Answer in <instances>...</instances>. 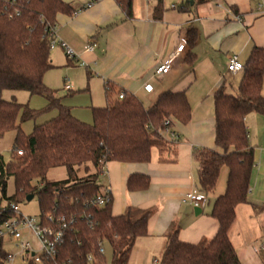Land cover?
<instances>
[{"label":"trees","instance_id":"16d2710c","mask_svg":"<svg viewBox=\"0 0 264 264\" xmlns=\"http://www.w3.org/2000/svg\"><path fill=\"white\" fill-rule=\"evenodd\" d=\"M115 1L125 19H133V0ZM212 1L195 0L197 6ZM75 13L73 6L63 0H12L10 4L0 0V92H27L49 101L46 109L36 111L29 104L0 98V141L16 133L10 162L5 164L0 156V206L20 205L34 195L44 224L48 225V216L66 218L69 227L58 254L44 264H106L105 256L99 254L101 245L111 248L112 264H128L137 242L148 236L155 210L128 207L123 215L114 216L112 195L105 206L94 204L102 194L99 178L112 162H151L153 149L159 150L160 163L169 162L166 154L179 141L173 125H187L192 108L184 93H165L150 109L134 95L125 93L123 100L117 98L105 108L93 109L92 125L76 119L44 82L45 75L54 69L51 42L57 19ZM263 84L264 49L254 48L244 65L238 93L230 95L222 87L215 94L216 144L225 153L193 151L199 165V193H212L221 172L228 170L227 190L216 200L211 213L218 232L212 240L190 244L179 239L180 227L173 224L165 235L166 246L159 264H242L229 232L237 207L249 200L254 150L246 118L252 113L264 116ZM111 92L107 86L108 99ZM53 108L59 109L58 117L35 125L26 137L21 124ZM20 151L22 156L18 155ZM90 166L95 174H89ZM58 168L66 169L68 179L48 181L49 171ZM82 168L87 175L80 178ZM10 179L14 180L15 192L8 197ZM150 184L149 177L133 175L127 189L144 192ZM262 209L256 207L255 211ZM7 255L0 241V264H6Z\"/></svg>","mask_w":264,"mask_h":264},{"label":"crops","instance_id":"0c3cea01","mask_svg":"<svg viewBox=\"0 0 264 264\" xmlns=\"http://www.w3.org/2000/svg\"><path fill=\"white\" fill-rule=\"evenodd\" d=\"M63 1L76 13L58 17L56 37L77 56L72 61L66 56L68 66L80 64L92 81L103 85L105 95L110 87L106 107L120 93L134 95L146 109L165 93H184L192 108L187 125H173L179 141L166 154L169 162L160 163L159 150L153 149L151 162H112L101 175L105 179L103 190L109 189L113 198L114 216L123 215L128 207L155 210L148 236L137 242L128 264H148L158 253L162 257L165 235L173 224L180 227L182 242L198 244L203 239H214L218 223L211 213L216 200L227 190L228 170L221 172L204 209L183 200L187 194L198 192L199 165L193 151L225 153L216 144L215 94L222 87L230 95L238 93L244 71L237 75L228 72L231 57L237 56L246 65L254 48L264 49L260 1L214 0L197 6L195 0L193 5L187 0H133V19H125L115 0H101L91 8L87 5L94 0ZM182 45L185 48L169 73L157 76V68ZM88 46L93 50L86 51ZM56 49L65 53L59 46ZM51 59L54 67L59 65L55 56ZM149 84L154 88L151 94L144 90ZM262 94L264 97V84ZM246 126L254 150L249 200L237 207L229 239L242 264H264V116L250 114ZM133 175L149 177V189L130 192L127 183ZM256 207L263 209L256 212Z\"/></svg>","mask_w":264,"mask_h":264},{"label":"rangeland","instance_id":"374dc122","mask_svg":"<svg viewBox=\"0 0 264 264\" xmlns=\"http://www.w3.org/2000/svg\"><path fill=\"white\" fill-rule=\"evenodd\" d=\"M173 0H166L172 2ZM52 57L58 60V66L50 70L45 76L46 86L56 93L57 98L62 101V105L71 110L72 114L80 119L82 122L92 125L93 124V109L106 107V95L104 87L101 83L92 81L86 69L80 67V64L74 63L73 66H68L66 54L56 49L51 51ZM70 85L71 90H67L66 86ZM0 98L6 101L15 100L20 104H29L30 108L36 111H43L49 105V101L45 97L31 96L27 92H0ZM146 103V102H145ZM59 109L53 108L47 112L40 114L35 120L28 121L21 124L22 131L26 137L30 136L34 130L35 125L47 124L52 119L58 117ZM20 122V119H19ZM16 133L8 134L3 140L0 141V156L5 164L11 160L12 149ZM172 140V136H169ZM89 174H95V170L90 166ZM87 172L82 168L79 172V177H85ZM47 179L50 182H62L68 179V173L65 168H58L49 171ZM102 184V191L105 187L104 177L99 178ZM15 192L14 180L10 179L8 182L7 196L10 197ZM4 203V202H3ZM213 200H211L212 205ZM5 205V204H4ZM20 210L26 217L40 218V208L37 199L32 202L22 203L19 205ZM6 251L15 255V259L10 264H27L19 257L20 251L12 244L5 245ZM106 264H112V251L108 245H104ZM157 253V251H156ZM18 254V255H17ZM157 261L161 260V255L156 254ZM151 258L148 264H154V259Z\"/></svg>","mask_w":264,"mask_h":264},{"label":"built area","instance_id":"2783aa9c","mask_svg":"<svg viewBox=\"0 0 264 264\" xmlns=\"http://www.w3.org/2000/svg\"><path fill=\"white\" fill-rule=\"evenodd\" d=\"M7 4H10L12 0H4ZM101 0H94L87 5V8H91L95 3ZM258 4L259 11L264 14V5L262 0H259ZM57 46L61 47L69 60H77L75 52L70 49L65 43L58 40L56 37V30L53 32V39L51 42V50H54ZM185 46H179L177 51L156 70L157 76H163L169 73L172 65L180 56V53L184 50ZM93 50V46H88L86 51L90 52ZM85 67L83 63L81 65ZM227 70L232 75H237L244 71V64L239 60L237 56L230 58ZM67 90L71 89L70 85L66 86ZM146 93L151 94L154 90L152 85H146L144 87ZM125 97L124 93H120L118 96L119 100H123ZM173 136V135H172ZM175 137V136H173ZM172 137V138H173ZM19 156L23 155V152H18ZM111 200V192L109 189L102 191V194L97 197L94 204L103 207ZM183 203L189 204L198 209H204L208 204V197L199 193L192 192L186 195ZM0 241L4 243V249L6 244H12L16 249L20 251L19 257L22 261L27 264H44L45 260L53 259L58 254L59 246L64 240V233L69 227L65 217H61L56 220L53 216H48L46 224L43 219L26 217L20 210V206L11 203L0 206ZM262 250L264 251V241L262 242ZM6 264H10L14 259L15 255L7 251ZM99 254H105L104 246H100ZM18 255V254H17ZM91 260V258H89ZM154 264H159V261H155Z\"/></svg>","mask_w":264,"mask_h":264},{"label":"water","instance_id":"95a60500","mask_svg":"<svg viewBox=\"0 0 264 264\" xmlns=\"http://www.w3.org/2000/svg\"><path fill=\"white\" fill-rule=\"evenodd\" d=\"M187 1H188V2H190V3H191V5H193V4H194L193 0H187ZM34 199H35V196H34V195H32V196H29V197L27 198V202H28V203H30V202H32ZM196 212H198V214H199V210H198V211H196Z\"/></svg>","mask_w":264,"mask_h":264}]
</instances>
